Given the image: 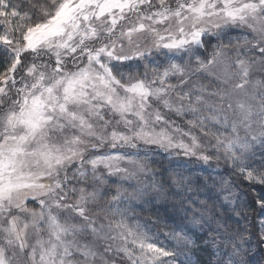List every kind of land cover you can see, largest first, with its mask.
<instances>
[{
  "label": "snow or ice",
  "instance_id": "obj_1",
  "mask_svg": "<svg viewBox=\"0 0 264 264\" xmlns=\"http://www.w3.org/2000/svg\"><path fill=\"white\" fill-rule=\"evenodd\" d=\"M181 193L165 245L136 209ZM253 237L264 0H0V264H253Z\"/></svg>",
  "mask_w": 264,
  "mask_h": 264
},
{
  "label": "trees",
  "instance_id": "obj_2",
  "mask_svg": "<svg viewBox=\"0 0 264 264\" xmlns=\"http://www.w3.org/2000/svg\"><path fill=\"white\" fill-rule=\"evenodd\" d=\"M157 159H160V157H157ZM206 172H211V171L210 170H206ZM206 172L200 173V174L203 175V174H206ZM211 173H212L213 176L217 175V173H214V172H211ZM219 173L229 178V172L220 171ZM159 179H160V177H159ZM237 184L239 186L236 189H234V191H237L239 193V200L237 202V205H227V206L229 208H232L234 206L238 207L240 210H242L245 213H247L249 217H251V216L254 215V212L252 211L251 207H245V205L246 204H248V205L251 204V200L249 199L248 193L250 191H252V190L247 188L245 185L240 184L239 181H237ZM259 191H260L259 188L255 189V192H259ZM255 192H253V194H255ZM181 194L182 195H177V196H174V197L172 196L169 199H172V201H173V199L175 197H178L179 200H180L182 198V196L184 195L183 193H181ZM217 194L218 193H213V196L215 197ZM224 194H226V193H219V195H221V196L224 195ZM217 207H219V205H217ZM163 208H165V206ZM137 214H138L140 219H142V220H150V222L154 218L153 210L151 208H149L148 210H144V211L139 210V211H137ZM181 214H180L179 206H178L176 212H174V213L169 212V216L172 217L177 224L181 222V218L185 215V214L184 215H181ZM234 219H240L241 225L244 224V220L241 217H234ZM185 223H187V222L185 221ZM192 230L194 231L193 239H197L198 237L200 238V239L197 240V245L198 246H197V249L194 252L193 261L195 262L199 258L202 262H206L209 259L208 252L209 251H213L211 248H208L207 251L204 250L206 246L204 245L203 240L205 238L206 232L208 231L207 226H205L203 230H201L200 228H192ZM250 246L252 247L253 253H254V255H253V264H256V261L260 260L259 249L260 248H264V245H259V247H257L256 239H255V237H253ZM226 251H230V249H228ZM224 258L226 259L227 256L225 255ZM212 259L214 261L215 257H212Z\"/></svg>",
  "mask_w": 264,
  "mask_h": 264
},
{
  "label": "rangeland",
  "instance_id": "obj_3",
  "mask_svg": "<svg viewBox=\"0 0 264 264\" xmlns=\"http://www.w3.org/2000/svg\"><path fill=\"white\" fill-rule=\"evenodd\" d=\"M206 170H210L211 172H214V173H218L220 171H226L225 170V166L223 164H221V167L219 169L209 168V169H206ZM159 177L160 176L158 175L155 179L157 181H159L160 180ZM226 178H228V177H226ZM171 191H175V190L173 189ZM213 193H217V192L214 191ZM179 195H182V194H179ZM201 199H204L203 195L201 196ZM178 201H179L178 197H175L173 199V201H172V199H169L168 201H162V200L161 201H155L154 200L152 203L143 205L142 207H137V209H136V212L139 211V210H141V211L148 210L149 208H151L153 210L154 218L151 220V223H154V224L158 225V227L160 229H162V231H160V233H159V240L161 242H163L165 245H168L170 243V241L164 236V234H163L164 231L170 230L171 228H173L176 225L181 223L180 222V223L177 224L174 221V219L169 216V212L174 213V212L177 211ZM174 204H177V206L174 207L173 206ZM164 206H165V208H163ZM180 214L184 215V212L181 209H180ZM189 228H191V225H189ZM152 231L156 232L157 228L154 227L152 229ZM191 231H193V230L191 229ZM192 233L194 234V231Z\"/></svg>",
  "mask_w": 264,
  "mask_h": 264
}]
</instances>
